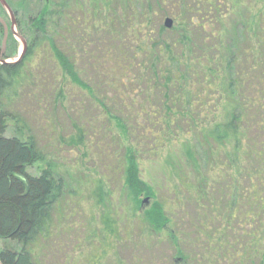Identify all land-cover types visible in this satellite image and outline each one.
<instances>
[{"label":"trees","instance_id":"obj_1","mask_svg":"<svg viewBox=\"0 0 264 264\" xmlns=\"http://www.w3.org/2000/svg\"><path fill=\"white\" fill-rule=\"evenodd\" d=\"M233 1L235 14L242 18L243 9L238 0ZM229 10L224 0H50L31 20L30 28L43 33L55 60L54 82L48 93L44 89L42 101L53 97V102L62 104L69 83L88 90L98 110L114 119L125 136L131 128L142 130L144 137L138 140H147L153 153L171 143L159 131L161 119L193 134L194 146H187L182 155L192 164L193 177L202 179L200 188L204 185L194 194L202 205L198 206H204V226L200 227L204 242L209 248L216 242L218 249L239 250L240 259L226 260L234 264H252L254 259V264H264V11L259 12L256 28L236 15L233 21L240 33L230 43L225 38L230 31L225 19ZM79 12L86 17L85 35L92 29L96 36L105 34L111 39L102 56L114 64L112 78L103 77L108 100L82 79L71 54L55 41L61 35V21L66 25L63 36H72L68 19ZM167 15L175 19L171 29L162 24ZM246 29L250 32L244 37L241 32ZM35 39L20 62L0 64L1 264H40L37 248L52 236L57 209L81 194L69 187L19 110L41 47ZM239 41L246 42L241 46ZM252 55L255 59L250 63ZM37 81L33 76V82ZM136 87L145 90L147 103L137 101ZM202 92L204 101L196 96ZM155 94L159 104L152 103ZM122 106L127 107L126 118L117 115ZM71 123L72 134L64 142L85 144L84 129ZM124 157L122 184L131 218L141 207V195L150 199L156 193L141 179L137 149L131 146ZM93 194L97 205L110 204V191L101 180ZM104 217L108 240L116 236L117 227ZM145 218L157 230L168 220L160 202L145 212ZM232 242L239 243L233 246Z\"/></svg>","mask_w":264,"mask_h":264},{"label":"rangeland","instance_id":"obj_2","mask_svg":"<svg viewBox=\"0 0 264 264\" xmlns=\"http://www.w3.org/2000/svg\"><path fill=\"white\" fill-rule=\"evenodd\" d=\"M6 1L13 15L0 3V17L5 20L9 30L4 46V26L0 22V58L15 61L24 47L21 37L27 42L25 54L35 38V42L41 45L36 51V58L31 66V82L24 89L19 110L31 124L32 132L48 158L56 164L58 172L66 177L69 187L81 193L63 201L57 209L52 236L37 248L40 264H234L226 260H231L234 256L237 260L240 259L242 253L239 254V250L236 253L226 247L218 249L216 242H211L209 248L204 242V231H200V227L204 226V206L200 208L198 205H202L194 198L202 179L193 177L192 164H188L183 159L184 154L182 155L187 146H194L196 138L193 134L187 135L184 129L177 130L175 123L170 127V124L161 119L159 131L171 143L168 146L166 144L164 149L157 147L153 153L149 151L147 140L143 143L138 140L141 136L144 137L142 130L138 132L131 128V133L125 136L114 119H107L98 110V104L88 90H81L69 83L62 104L53 102V97L42 101L44 89L48 93V86L54 82L52 70L55 60L43 33L32 31L30 27L31 20L38 16L50 0ZM224 1L230 9L225 14L226 26L230 28L225 38L231 43L240 33L233 21L238 15L235 14L237 4L233 0L231 3L230 0ZM263 1L257 3V0H238L237 3L244 12L242 18L237 16L239 20L250 23L251 27L255 25L256 28L259 12L264 11ZM169 17L175 24V19L167 15L162 19L163 25ZM85 19L81 12L72 15L68 19L72 36L67 37L63 36L65 21H61V35H56L55 41L61 49L71 54L69 55L80 70L82 79L99 92V97L108 100L110 94L105 82L103 83V77L112 78L115 74L112 71L114 64L102 56H106V47L111 44V39L105 34L96 36L91 32L92 29H88V34L85 35ZM88 25L89 22L86 26ZM249 32L246 29L241 33L245 37L249 36ZM244 42L246 41H239L241 46ZM254 59L255 55H252L249 62L252 63ZM252 72L256 73L254 70ZM33 76L37 82H33ZM255 76L253 75L251 83L255 81ZM34 84L37 85V90ZM139 88L136 87V96H139L137 101L147 103L145 90ZM196 96L205 100L204 92ZM123 98L126 99V96ZM152 98V103L159 104L156 94ZM45 101L48 103H43ZM120 108L122 111L117 115L126 118L127 107ZM71 121L84 129L85 144L71 146L64 142L72 134ZM131 146L138 152L141 179L155 189L156 196L144 202L147 196L141 195V207L130 218L129 202L122 181L126 168L124 153ZM113 153L114 159L111 156ZM202 165L201 163L200 166ZM200 171L203 174L201 168ZM30 173L38 174L36 169H30ZM100 180L111 196L108 201L110 204L104 206L96 204L93 194ZM200 189H204V185ZM159 202L168 220L163 228L157 230L146 220L145 212ZM105 215L117 227L116 236L111 235L108 240L104 237L107 236L106 225L102 221ZM240 226L244 227L242 224ZM238 243L232 242L233 246ZM1 246L0 243V249ZM244 263L250 264L248 261ZM254 263L255 259L252 261Z\"/></svg>","mask_w":264,"mask_h":264},{"label":"water","instance_id":"obj_3","mask_svg":"<svg viewBox=\"0 0 264 264\" xmlns=\"http://www.w3.org/2000/svg\"><path fill=\"white\" fill-rule=\"evenodd\" d=\"M0 3L4 7H6V9L11 14L13 13L6 0H0ZM12 21H13V24H15L14 17H13ZM0 22L4 26L3 45L5 46L6 45V42H7V39H8V36H9L8 25L6 24L5 20L2 17H0ZM164 25H165L166 28L171 29L173 27V25H174V20L172 18H170V17L169 18H166ZM21 39L23 41L24 47H23L22 51L20 52V54L18 55V57L15 59V61H9L7 59L0 58V63H2V64H16V63L20 62L23 59V57L25 55V51H26L27 42H26V40L23 37H21ZM145 201H147V199Z\"/></svg>","mask_w":264,"mask_h":264},{"label":"bare ground","instance_id":"obj_4","mask_svg":"<svg viewBox=\"0 0 264 264\" xmlns=\"http://www.w3.org/2000/svg\"><path fill=\"white\" fill-rule=\"evenodd\" d=\"M147 199V198H146ZM147 201H148V199H147ZM144 202H146V201H144Z\"/></svg>","mask_w":264,"mask_h":264}]
</instances>
